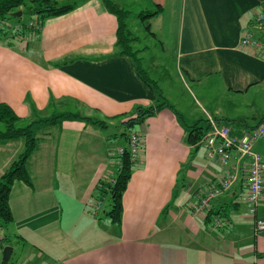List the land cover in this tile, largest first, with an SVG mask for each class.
Segmentation results:
<instances>
[{"label": "crops", "instance_id": "0c3cea01", "mask_svg": "<svg viewBox=\"0 0 264 264\" xmlns=\"http://www.w3.org/2000/svg\"><path fill=\"white\" fill-rule=\"evenodd\" d=\"M116 1L136 4L138 12L162 8L149 20L152 52L134 42L141 66L156 74L149 75L153 88L133 59L116 50L117 18L102 0L50 17L12 45L0 40V103L35 121L38 138L27 161L32 184L15 181L11 189L14 219L2 229L9 241L0 245V261L3 246L10 245L7 264H264V232L254 236L248 212L246 164L206 213H194V204L226 177L228 166L209 159L200 142L185 143V126L208 117L239 135L261 122L264 59L240 40L264 0ZM254 31L264 36V25ZM174 83L199 108L185 121L169 102L179 101ZM161 97L169 107L136 128L142 149L122 196L121 221L105 216L107 224L99 208L92 210L102 204L95 187L112 178L116 166L112 137L79 119H45L70 110L129 115ZM23 148V139L0 140V175ZM253 148L264 156V138ZM257 211L264 217V192Z\"/></svg>", "mask_w": 264, "mask_h": 264}, {"label": "trees", "instance_id": "16d2710c", "mask_svg": "<svg viewBox=\"0 0 264 264\" xmlns=\"http://www.w3.org/2000/svg\"><path fill=\"white\" fill-rule=\"evenodd\" d=\"M84 1L86 0H73L67 2H59L57 0H0V23L5 22L8 18L16 17L11 13L22 10V7L24 6L27 7L31 16L30 20H32V22L27 24H15V26H10L12 30L7 29V25H4V27L0 26V40L6 41L7 45H12L11 43H13L16 37L26 33L37 32L46 19L64 14L74 9ZM102 2L105 8L109 12L113 13L117 18L118 26L115 45L116 50L120 54H126L133 59L138 74L141 78H143L148 86L153 88L154 86L152 82L156 83V81L151 79L149 74L142 68L139 57L140 51L134 47L136 38L132 36L131 30L126 28V24L124 22L125 16L130 15L131 12L116 0H102ZM161 10V6L157 5L153 10H142L136 14V16L142 20L148 33L154 34L150 28L149 20L154 15L160 13ZM30 23L36 24L37 27L31 26ZM166 106L169 107L168 100L165 99V97H161V99L153 105H137L129 115L119 114L110 117H103L99 116L96 110H93L91 114L70 110L65 113H60L52 118L45 119V121H58L63 118L79 119L104 130L108 127H114L118 133L114 132L109 136H111L113 140H117L118 137L124 140L123 144H119V148H122V153L119 154V148L117 147L114 148V152L111 154L113 163L115 162L114 164L116 165L115 174L112 175V178L110 179H101L99 184L95 187L94 194L96 198L102 199L100 197L102 193H110V209L105 212V216H107L114 223H120L121 221L122 196L127 188L133 169L135 168L134 162L131 161L130 158V136L132 134H138L140 137L136 128L142 124L147 117L157 114L163 107ZM41 120L43 119L38 121ZM207 122L198 120L191 125L185 126V143L187 145L191 147L197 145L209 129V123ZM262 122H264V116L260 123ZM34 123L35 121H30L26 118L18 116L8 104L4 102L0 103V140H14L18 138L24 140L23 151L0 175V245L3 244V241H9V237L2 234V229H5L14 219L10 206V193L14 182L23 181L27 185L32 184L27 161L31 154L35 151L38 143V138L35 136L32 127ZM250 130H246L242 134ZM139 149L140 154L142 146L139 147ZM231 161H234L233 165H231ZM231 161L228 166L229 169H232L236 165L241 166L242 160L237 162L236 159L233 158Z\"/></svg>", "mask_w": 264, "mask_h": 264}, {"label": "built area", "instance_id": "2783aa9c", "mask_svg": "<svg viewBox=\"0 0 264 264\" xmlns=\"http://www.w3.org/2000/svg\"><path fill=\"white\" fill-rule=\"evenodd\" d=\"M37 27L36 24L30 23ZM264 25V9H259L255 14L251 28L241 37L240 45L251 54L264 59V36L254 35V30L262 29ZM209 129L199 141L206 150L209 159L217 161L222 166H229L234 158L237 162L242 160L246 164V199L248 212L253 216V234L255 237L264 232V217L258 214L257 208L264 192V156L255 151L253 145L256 140L264 137V122L241 135L231 133L230 127L219 124L212 117H208ZM141 139L138 134H132L129 140L130 158L134 163L139 156ZM119 154L122 148H119ZM238 166L228 168L226 177L217 185L211 186L194 204L193 212L204 214L209 210L211 200L227 191L238 177ZM92 210L96 214L99 208ZM217 226H222L220 219L216 220ZM1 239V234H0Z\"/></svg>", "mask_w": 264, "mask_h": 264}, {"label": "rangeland", "instance_id": "374dc122", "mask_svg": "<svg viewBox=\"0 0 264 264\" xmlns=\"http://www.w3.org/2000/svg\"><path fill=\"white\" fill-rule=\"evenodd\" d=\"M126 9H132L133 12H138L136 4L131 5L129 4V2L126 3V5H123ZM23 13L17 18V17H11L5 20V22L0 23V26L4 27V25H7V29H11L10 26H15V24L17 25H22V24H27L30 19L31 16L27 10V7L24 6L22 7ZM21 11V10H20ZM124 22L126 24V28H128L129 30H131L132 32V36L135 37L136 39V45L137 46H149V50L148 53L152 52V46H151V42H152V38L150 37L149 33L147 32V30L145 29V26L142 22V20L137 17L136 15L130 14L128 16H125L124 18ZM12 30V29H11ZM126 33V30H125ZM167 65H171L172 64V60L170 59V57L168 56L167 60H166ZM145 71H147V68H145L144 66L142 67ZM171 69V66L168 67V70ZM148 74L151 76V78L157 79L156 74L154 72H148ZM164 80H168V78H163ZM164 80H161L164 83ZM160 81V80H159ZM174 89L176 92H178L180 95H178L179 97V101L174 100V99H169V102L172 103L173 105H175V107L180 111L181 113V119L183 121H185L187 119V117L190 114H195L197 115L199 108L194 105L193 101L191 100V97L189 96V94L187 93V91L184 89V86H180L177 83H174L173 85ZM105 132L107 134H111V133H118V131L115 130L114 127H108L107 129H105ZM22 141V139H15V142H20ZM124 140L120 137L117 138V140H113V147L115 148L116 145L118 144H123ZM264 151V150H262ZM261 151V152H262ZM263 154V153H262ZM115 170L116 168H114V173L115 174ZM100 197L102 198V204L99 206V210H98V215L99 218H102L103 220H106L105 222L107 224H110V222H108L109 220L105 217V212L107 210L110 209V193L108 192H104L100 195Z\"/></svg>", "mask_w": 264, "mask_h": 264}, {"label": "water", "instance_id": "95a60500", "mask_svg": "<svg viewBox=\"0 0 264 264\" xmlns=\"http://www.w3.org/2000/svg\"><path fill=\"white\" fill-rule=\"evenodd\" d=\"M13 16L19 17L22 14V11L18 10L11 13ZM12 253V246L4 245L1 252V261L0 264H7Z\"/></svg>", "mask_w": 264, "mask_h": 264}]
</instances>
